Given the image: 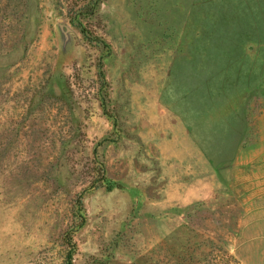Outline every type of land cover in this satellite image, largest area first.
Instances as JSON below:
<instances>
[{"label": "rangeland", "instance_id": "obj_1", "mask_svg": "<svg viewBox=\"0 0 264 264\" xmlns=\"http://www.w3.org/2000/svg\"><path fill=\"white\" fill-rule=\"evenodd\" d=\"M70 257L264 264V0H0V264Z\"/></svg>", "mask_w": 264, "mask_h": 264}, {"label": "trees", "instance_id": "obj_2", "mask_svg": "<svg viewBox=\"0 0 264 264\" xmlns=\"http://www.w3.org/2000/svg\"><path fill=\"white\" fill-rule=\"evenodd\" d=\"M82 27V32L86 35V37L89 38V33L88 31L83 27ZM100 44L102 43L104 45L105 48H109L106 45V42H104L102 39L101 40H97ZM99 75L104 79V73H103V68H102V64H100L99 66ZM105 82V79H104ZM103 108L104 111L106 113V115L109 116V118H113V115L109 112V110H107V101L105 100V98H103ZM99 159V158H98ZM97 164V162H96ZM98 169H99V179L96 182H93V184L88 188L87 192L93 191L97 188L100 187H106L108 190H113L114 188H118L120 189L121 186H119L118 184H112L111 181L108 180V178L106 177V173H105V169L103 164L99 163L98 165ZM83 196L84 194H81L80 196H78L77 198V202H76V219H75V223L73 226V230H69L66 233V240H67V244L69 247H72L73 250H76V245L74 243V233L83 228L86 224V216L83 214ZM66 264H72V257H70L69 259L66 260L65 262Z\"/></svg>", "mask_w": 264, "mask_h": 264}]
</instances>
